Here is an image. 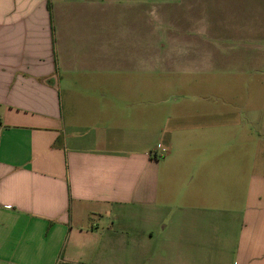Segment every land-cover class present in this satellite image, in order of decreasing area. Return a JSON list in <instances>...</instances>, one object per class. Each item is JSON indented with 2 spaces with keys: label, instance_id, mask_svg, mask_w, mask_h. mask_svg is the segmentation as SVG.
<instances>
[{
  "label": "crops",
  "instance_id": "crops-1",
  "mask_svg": "<svg viewBox=\"0 0 264 264\" xmlns=\"http://www.w3.org/2000/svg\"><path fill=\"white\" fill-rule=\"evenodd\" d=\"M230 52L264 0H0V264H264V69L197 78Z\"/></svg>",
  "mask_w": 264,
  "mask_h": 264
},
{
  "label": "rangeland",
  "instance_id": "rangeland-1",
  "mask_svg": "<svg viewBox=\"0 0 264 264\" xmlns=\"http://www.w3.org/2000/svg\"><path fill=\"white\" fill-rule=\"evenodd\" d=\"M218 55L217 60L223 61V64L215 67L207 76L198 75L197 78L204 80L209 77L213 82L214 94H227L229 106L238 107L241 103V96L247 92V83H250L259 72L258 69H264V53L230 52L218 53ZM198 85L203 86L201 83Z\"/></svg>",
  "mask_w": 264,
  "mask_h": 264
}]
</instances>
